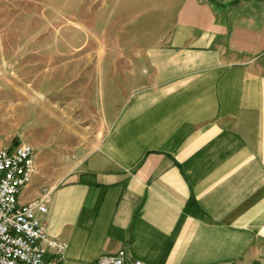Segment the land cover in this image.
Segmentation results:
<instances>
[{"label":"crops","instance_id":"obj_1","mask_svg":"<svg viewBox=\"0 0 264 264\" xmlns=\"http://www.w3.org/2000/svg\"><path fill=\"white\" fill-rule=\"evenodd\" d=\"M97 12L105 45L88 54L117 89L110 126L48 190L34 160L20 201L47 193L63 264L119 249L144 264H264V0Z\"/></svg>","mask_w":264,"mask_h":264},{"label":"rangeland","instance_id":"obj_2","mask_svg":"<svg viewBox=\"0 0 264 264\" xmlns=\"http://www.w3.org/2000/svg\"><path fill=\"white\" fill-rule=\"evenodd\" d=\"M98 3L0 0V147H34L42 190L80 163L110 126L117 89L106 87L100 57L88 54L105 45L94 24Z\"/></svg>","mask_w":264,"mask_h":264},{"label":"built area","instance_id":"obj_3","mask_svg":"<svg viewBox=\"0 0 264 264\" xmlns=\"http://www.w3.org/2000/svg\"><path fill=\"white\" fill-rule=\"evenodd\" d=\"M35 149L19 142L0 149V264H63L66 245L46 235L41 218L47 193L22 203L20 193L34 173ZM92 264H144L126 249L104 254Z\"/></svg>","mask_w":264,"mask_h":264}]
</instances>
